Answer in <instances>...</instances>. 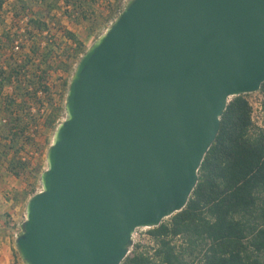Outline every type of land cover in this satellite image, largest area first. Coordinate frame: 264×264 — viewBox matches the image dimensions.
Here are the masks:
<instances>
[{
    "label": "water",
    "instance_id": "water-1",
    "mask_svg": "<svg viewBox=\"0 0 264 264\" xmlns=\"http://www.w3.org/2000/svg\"><path fill=\"white\" fill-rule=\"evenodd\" d=\"M263 84L264 0H134L75 67L24 263L122 264L187 207L231 99Z\"/></svg>",
    "mask_w": 264,
    "mask_h": 264
},
{
    "label": "trees",
    "instance_id": "trees-1",
    "mask_svg": "<svg viewBox=\"0 0 264 264\" xmlns=\"http://www.w3.org/2000/svg\"><path fill=\"white\" fill-rule=\"evenodd\" d=\"M115 1L0 0V159L15 152L8 168L15 177L30 166L21 158L33 144L29 127L38 124L42 136L59 126L69 77L87 51L60 18L93 31L101 16L105 23L120 17ZM17 44L29 49L21 63ZM259 93L264 108V84ZM248 96L231 99L187 207L148 231L154 249L135 245L122 264H264V129L253 124Z\"/></svg>",
    "mask_w": 264,
    "mask_h": 264
},
{
    "label": "rangeland",
    "instance_id": "rangeland-1",
    "mask_svg": "<svg viewBox=\"0 0 264 264\" xmlns=\"http://www.w3.org/2000/svg\"><path fill=\"white\" fill-rule=\"evenodd\" d=\"M115 1V0H112ZM134 0H120L115 1L114 3V13L116 14L119 10L124 11L127 9L131 3ZM98 13H100L98 11ZM100 15V14H99ZM109 14H105V17H108ZM116 19L113 22H104L105 18L101 16V20L99 21L98 25L94 28L93 31L88 29V25H77L75 23L72 24L71 21L62 19V24L67 27L70 31H75L76 35L79 36V38L85 43L87 49L93 44V42L98 39L99 36H101L108 28L112 26V24L119 18V14H116ZM61 37V36H60ZM61 39V38H60ZM29 47V46H27ZM4 53L3 55H5ZM26 54H24L25 56ZM6 58L2 56L0 59V66H5ZM79 63V62H78ZM77 63V64H78ZM76 67V66H75ZM74 67V70H75ZM34 71V68H32ZM74 70L71 73V77L74 73ZM71 77L70 81H71ZM54 81H58L57 75L53 77ZM13 87L12 90L15 92V86L9 85L5 89V94H9L11 92L10 88ZM13 92V93H14ZM67 96V95H66ZM248 99L250 103L254 104L260 100H263L262 95L258 92L255 94H251L248 96ZM65 103H66V97L63 101V109L64 111L61 114V117L59 119V125L64 122L65 120ZM56 130H45L40 136L39 141L37 143L33 140V146L27 145L28 147L25 148L24 152L21 153V158L25 161L30 163V166L27 169V172L22 175L21 178H17L14 175H12L9 172V165L12 159L15 157V152H11L8 157L2 156L0 161H3V164L5 165L6 172L4 173L6 175L5 177V184H6V197L8 201H10L13 205L12 213L7 217V222L9 223V237L11 240H16V235L23 232V225L26 221V208L28 202L31 200V198L37 194H39L42 191V185H41V175L47 170V153L49 148L51 147L53 137ZM40 135V133H39ZM10 174V175H7ZM165 221H168L165 220ZM149 230H140L138 231V234L135 239L134 245H141L145 248L152 249L151 243L152 239L149 235ZM17 250V249H16ZM17 255L21 258L19 252L17 251ZM12 259H10V264H12ZM21 258V264H25L24 261L22 262Z\"/></svg>",
    "mask_w": 264,
    "mask_h": 264
},
{
    "label": "crops",
    "instance_id": "crops-1",
    "mask_svg": "<svg viewBox=\"0 0 264 264\" xmlns=\"http://www.w3.org/2000/svg\"><path fill=\"white\" fill-rule=\"evenodd\" d=\"M72 32L75 33V31ZM6 171L3 161H0V264H10V259L13 260L12 264H21V258L17 255L16 250L17 239L11 240L9 237L10 225L7 222V217L12 213L13 205L6 197V184L4 183Z\"/></svg>",
    "mask_w": 264,
    "mask_h": 264
},
{
    "label": "built area",
    "instance_id": "built-area-1",
    "mask_svg": "<svg viewBox=\"0 0 264 264\" xmlns=\"http://www.w3.org/2000/svg\"><path fill=\"white\" fill-rule=\"evenodd\" d=\"M28 51H29V49L24 50V49L21 48V46L19 44H17L14 47L13 53L15 54L16 57L19 58L18 61H19V63H21L22 62V58L24 57V54H26V52H28ZM12 89H13V87L10 88V90H11V92L13 94L14 90H12ZM42 96H43L42 93H40V97H42ZM30 106H31V109H30L31 114L32 115H35V114L37 115V113H38L37 106L35 104H33L32 102L30 103ZM251 106H252V109H253V111H252V121H253V124L256 127H258V128L264 129V108H263V100H260V101L254 103V104L251 103ZM46 107H47V109H44L42 111L43 115H44V113H46L45 116H47V114L49 112L47 105H46ZM2 122L5 123L6 120L4 119ZM37 125H31L29 127V129H28V132H27V135L29 137H31L34 140L35 143H37L39 141V138H40V135H39V132H38L39 131V128H38ZM140 230H146V229H139V230H137L135 232V234L133 235V243L134 244H135V239H136V236L138 234V231H140ZM20 236H21V233L17 234L16 235V239H18ZM134 244H133V247L130 250V253H131L132 249L135 246ZM151 246H152V249L155 248V243L153 242V240H152ZM153 251H152V253H153Z\"/></svg>",
    "mask_w": 264,
    "mask_h": 264
}]
</instances>
